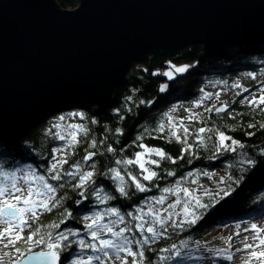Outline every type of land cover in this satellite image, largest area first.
<instances>
[{"label": "trees", "instance_id": "obj_1", "mask_svg": "<svg viewBox=\"0 0 264 264\" xmlns=\"http://www.w3.org/2000/svg\"><path fill=\"white\" fill-rule=\"evenodd\" d=\"M54 1L62 9H74L79 3ZM148 63L133 64L106 104L78 98L51 108L19 137L0 134V172L25 163L43 173L55 145L52 130L46 128L48 116L74 114L86 133L68 158L71 164L86 165L90 180L83 184L78 175L69 173L71 166L67 165V172L52 180L55 196L51 209L23 223L19 243L35 240L43 247L65 229L84 233L82 213L96 207L112 208L133 233L120 264H180L189 257L188 247L204 234L264 213V102L245 104L240 100L242 93L237 94L226 101L230 114L214 110L202 113L197 137L187 142L161 132L170 106L197 98L206 79L215 77L227 83L246 73L262 72L264 42L227 47L214 58L207 57L200 45L191 44L170 55L160 68L149 70ZM179 66H185L184 70L166 71ZM260 83H264V73ZM66 109L74 112L64 114ZM220 136L232 142L228 148L220 144ZM142 147L163 154L150 165L149 179L143 178L132 162ZM203 168L226 170L224 195L205 199L196 218L184 222L176 233L170 231L157 238L137 227L133 214L146 197ZM115 172L121 175L122 183L113 176ZM130 177L141 182L137 183L142 189ZM221 249L219 254L227 257V250ZM53 250L60 256V264H65L76 249L70 245Z\"/></svg>", "mask_w": 264, "mask_h": 264}, {"label": "water", "instance_id": "obj_2", "mask_svg": "<svg viewBox=\"0 0 264 264\" xmlns=\"http://www.w3.org/2000/svg\"><path fill=\"white\" fill-rule=\"evenodd\" d=\"M264 42V0H0V134L21 136L51 108L106 104L133 64L158 67L191 44L214 58ZM218 107L215 113H224ZM0 214L19 216L5 205ZM12 264H60L53 250Z\"/></svg>", "mask_w": 264, "mask_h": 264}, {"label": "rangeland", "instance_id": "obj_3", "mask_svg": "<svg viewBox=\"0 0 264 264\" xmlns=\"http://www.w3.org/2000/svg\"><path fill=\"white\" fill-rule=\"evenodd\" d=\"M184 68L185 66H179L167 68L166 71L176 69L180 72ZM263 73L264 69L256 74L246 73L227 83L215 77L206 79L197 98L170 106L168 121L161 132L187 142L188 139L197 137L202 113L221 106L226 108L223 114H230L226 101L233 100L237 94L242 93L240 100L245 104L263 103L264 83H260ZM72 112L74 111L64 110V114ZM46 121H49L46 128L52 130L55 145L52 147V159L45 171L39 172L35 166L22 163L10 172H0V208L8 205L20 213L14 218H6L0 214V264H12L31 251H46L70 245L76 250L72 252L71 260L65 264H120L133 233L122 215L112 208L96 207L82 213L79 217L82 218L84 233H79L77 229H65L63 235L59 234L43 247L35 240L19 243V230L23 223L51 209L55 196L52 180L61 173H66L67 165L71 166L69 173L78 175L83 184L91 177L90 170H84L88 168L86 165L69 163L68 156L72 149L80 137L86 135L78 118L74 114L66 117L60 113H52ZM219 141L227 148L232 143H227L223 136H220ZM162 155L159 150L142 147L132 162L141 171L143 178L149 179L152 177L150 165ZM113 176L118 182H123L119 173L115 172ZM226 176L223 168L190 171L185 177L177 179L172 187L149 195L136 207L133 217L137 227L157 238L166 236L170 231L178 232L184 222H191L196 218L205 199L225 194ZM130 178L142 189L138 184L141 182ZM221 247L227 250V257L219 254ZM188 248L186 253L189 257L180 264H264V213L239 224H229L220 231H210Z\"/></svg>", "mask_w": 264, "mask_h": 264}]
</instances>
